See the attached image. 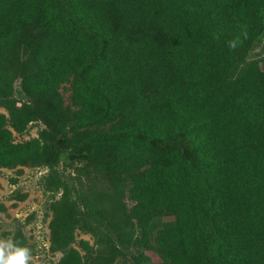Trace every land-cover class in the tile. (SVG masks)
Wrapping results in <instances>:
<instances>
[{
	"label": "trees",
	"instance_id": "16d2710c",
	"mask_svg": "<svg viewBox=\"0 0 264 264\" xmlns=\"http://www.w3.org/2000/svg\"><path fill=\"white\" fill-rule=\"evenodd\" d=\"M41 13L71 45L42 50L25 92L52 95L72 78L82 97L78 127L103 124L122 96L135 95L132 121L94 139L130 142L154 158L135 189L138 211L188 213L182 230L200 255L213 247L211 264H262L264 71L246 55L264 33V0H0V67L3 48ZM161 144L184 151L161 153ZM45 152L57 162L53 144ZM31 157L30 144L10 143L0 115V163ZM222 202L234 207L223 224ZM158 253L171 258L162 237Z\"/></svg>",
	"mask_w": 264,
	"mask_h": 264
},
{
	"label": "rangeland",
	"instance_id": "374dc122",
	"mask_svg": "<svg viewBox=\"0 0 264 264\" xmlns=\"http://www.w3.org/2000/svg\"><path fill=\"white\" fill-rule=\"evenodd\" d=\"M43 20L41 13L21 26L2 50L0 115L10 143L30 144L33 157L0 163V238L28 246L34 264H60L70 250L76 253L74 264H211L213 247L207 245L200 255L195 240L188 242L190 232L182 230L188 213L153 219L135 207L139 177L153 167L154 158L130 142L94 139L132 121L135 95L122 96L103 124L78 127L82 97L72 78L52 95L25 92L23 78L36 69L42 50L58 41L71 45L70 36H60ZM263 55L264 33L246 57L258 60L264 71ZM49 143L58 154L54 164L45 152ZM174 146L184 151L178 144H161L159 150ZM231 203H221L222 224L234 216ZM160 237L171 258L159 255Z\"/></svg>",
	"mask_w": 264,
	"mask_h": 264
},
{
	"label": "clouds",
	"instance_id": "9594fccd",
	"mask_svg": "<svg viewBox=\"0 0 264 264\" xmlns=\"http://www.w3.org/2000/svg\"><path fill=\"white\" fill-rule=\"evenodd\" d=\"M238 39L229 41V48L238 46ZM0 264H34L32 250L11 239L0 238Z\"/></svg>",
	"mask_w": 264,
	"mask_h": 264
}]
</instances>
